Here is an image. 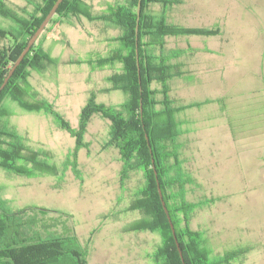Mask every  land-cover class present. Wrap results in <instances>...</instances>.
I'll return each instance as SVG.
<instances>
[{
	"label": "rangeland",
	"instance_id": "1",
	"mask_svg": "<svg viewBox=\"0 0 264 264\" xmlns=\"http://www.w3.org/2000/svg\"><path fill=\"white\" fill-rule=\"evenodd\" d=\"M5 1L13 8L32 10L26 0ZM88 1L97 12L112 0ZM187 1L175 20L218 30L210 38L193 35L178 41L195 47L199 57L196 82L190 76L176 91L187 102L215 100L204 109L188 111L196 124L185 164L196 180L187 186L186 197L210 199L194 212L189 227L202 231L213 254L246 248L230 264H264V0ZM9 24L0 15V29ZM116 35V29L80 16L72 24L52 26L42 41L57 61L41 72L31 71L30 85L35 96L51 102L71 127L78 126L91 93L96 102L108 106L125 101L126 95L108 81L120 65L89 63L108 53L110 38ZM5 103L9 122L32 147L49 150L60 172L26 177L0 168V199L13 209H45L40 215L52 220L54 233L70 236L66 248L87 251L86 264H156L159 234L127 230L142 217L130 205L143 175L132 172L120 185V155L108 144L109 120L99 113L90 116L83 134L86 147L77 153L76 176L69 167L61 170L75 138L55 117Z\"/></svg>",
	"mask_w": 264,
	"mask_h": 264
},
{
	"label": "trees",
	"instance_id": "2",
	"mask_svg": "<svg viewBox=\"0 0 264 264\" xmlns=\"http://www.w3.org/2000/svg\"><path fill=\"white\" fill-rule=\"evenodd\" d=\"M26 2L32 10L13 8L0 0V15L12 22L0 29V39L7 40L0 42V85L55 0ZM140 2L138 24V0L107 1L105 8L97 12L88 0H63L59 4L0 92V168L26 177L60 172L51 162L49 150L32 147L9 122L11 112L6 101L26 112L54 116L58 126L75 138V145L63 160L61 170L69 167L76 176L79 175L78 150L86 147L83 142L86 124L92 114L99 113L109 120L108 144L116 147L120 155V185L132 172H142L143 185L135 191L130 205V209L139 211L142 217L127 230H149L159 234L155 263L230 264L246 248L213 254L202 231L189 227L194 212L210 199L190 201L186 197L187 186L195 184L196 180L192 169L185 164L184 152L190 143L185 136L192 122L188 111L215 100L187 102L176 91L183 81H189L194 52L192 46H180L178 41L193 35L214 36L218 30L189 27L180 19L175 20L177 11L184 9L187 0ZM80 16L116 29L117 35L110 38L112 47L108 53L89 63L97 67L119 64L120 71L109 76L108 81L126 98L118 106H108L96 102L91 93L79 113L78 126L74 128L59 116L51 102L35 96L29 76L31 71L41 72L46 64L57 61L42 45L50 28L61 23L72 24V19ZM158 188L180 243L182 259ZM45 213V209L35 206L13 209L0 199V264H86L87 251L67 249L70 236L55 234L52 220L47 218V221L40 215Z\"/></svg>",
	"mask_w": 264,
	"mask_h": 264
},
{
	"label": "water",
	"instance_id": "3",
	"mask_svg": "<svg viewBox=\"0 0 264 264\" xmlns=\"http://www.w3.org/2000/svg\"><path fill=\"white\" fill-rule=\"evenodd\" d=\"M63 0H55V2L53 3V5L51 6V8L49 9V11L47 12V14L45 15V17L43 18V20L41 21V23L39 24V26L36 28V30L34 31V33L31 35V37L28 39L26 46L22 49V51L19 53V55L17 56V58L15 59L14 63L12 64V66L9 68L7 74L5 75L1 85H0V92L1 90L4 88L5 84L8 82L9 78L11 77V75L13 74L15 68L20 64V62L22 61L24 55L28 52V50L30 49V47L35 43V41L37 40L38 36L40 35V33L43 31V29L45 28V26L47 25V23L49 22V20L52 18V16L55 14V12L57 11V8L59 6V4L62 2ZM140 0H138V4H137V24H138V19H139V15H140ZM136 31H137V27H136ZM140 109H141V105H140ZM146 139L147 136H146ZM154 168V166H153ZM154 174L156 177V181H157V185H158V179H157V172L154 169ZM158 192H159V196L161 199V204L163 206V209L167 215V219L169 221L170 227H171V231L175 240V244L177 247V250L179 252V255L182 259V249L180 246V243L177 241L176 238V234H175V230H174V226L173 223L171 221V218L168 214V210L165 206V202L162 199V193L160 188H158ZM183 264H186L183 262Z\"/></svg>",
	"mask_w": 264,
	"mask_h": 264
},
{
	"label": "crops",
	"instance_id": "4",
	"mask_svg": "<svg viewBox=\"0 0 264 264\" xmlns=\"http://www.w3.org/2000/svg\"><path fill=\"white\" fill-rule=\"evenodd\" d=\"M204 37H206V38H210V36H204ZM193 49H194V52H193V55H192V63H191V76H192V83L193 82H196V79H195V75H196V73H194V67H195V65L197 64V58L199 57V51L197 52V49L195 48V47H192ZM193 68V69H192ZM183 84V83H182ZM210 104V103H209ZM209 104H206V105H203V106H201L200 107V109H204L205 108V106H207V105H209ZM212 104V103H211ZM199 110V109H198ZM191 113V112H190ZM195 119L192 117V122H191V125H190V131L188 132V134H186V136H185V138L186 139H188V140H190V141H192V139L194 138V137H192L193 135V126H195V124H196V122L194 121ZM193 142V141H192ZM194 145V144H193ZM192 145V143H191V146H193ZM188 148L185 150V152H184V155H185V157H188ZM190 156L192 157V155L190 154ZM192 162V161H191Z\"/></svg>",
	"mask_w": 264,
	"mask_h": 264
}]
</instances>
